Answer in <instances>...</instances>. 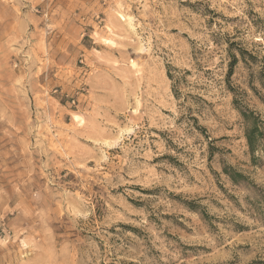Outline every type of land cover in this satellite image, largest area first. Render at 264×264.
<instances>
[{
	"label": "rangeland",
	"instance_id": "rangeland-1",
	"mask_svg": "<svg viewBox=\"0 0 264 264\" xmlns=\"http://www.w3.org/2000/svg\"><path fill=\"white\" fill-rule=\"evenodd\" d=\"M263 73L264 0H0V264H264Z\"/></svg>",
	"mask_w": 264,
	"mask_h": 264
},
{
	"label": "trees",
	"instance_id": "trees-1",
	"mask_svg": "<svg viewBox=\"0 0 264 264\" xmlns=\"http://www.w3.org/2000/svg\"><path fill=\"white\" fill-rule=\"evenodd\" d=\"M243 52H241V55ZM243 56V55H242ZM244 57V56H243ZM237 61V58H234V64H231V72L228 75L229 77L233 74V67ZM173 79V76H171ZM262 86L264 87V73L260 79ZM240 109V114L243 118L245 125V137L250 148V151L254 154L258 150H261L264 153V120L257 114L255 111L250 110L249 108L242 109L240 106H237ZM225 173L232 179L236 184L241 183L240 178L244 177L242 173L236 172L234 170H229L225 168ZM259 199L264 202V193L259 196Z\"/></svg>",
	"mask_w": 264,
	"mask_h": 264
}]
</instances>
